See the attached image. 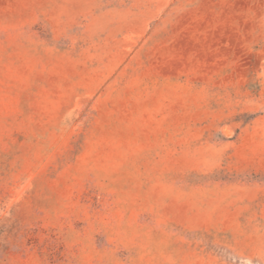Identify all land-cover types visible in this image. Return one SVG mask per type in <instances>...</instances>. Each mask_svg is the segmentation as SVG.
<instances>
[{
  "label": "rangeland",
  "instance_id": "374dc122",
  "mask_svg": "<svg viewBox=\"0 0 264 264\" xmlns=\"http://www.w3.org/2000/svg\"><path fill=\"white\" fill-rule=\"evenodd\" d=\"M0 264H264V0H0Z\"/></svg>",
  "mask_w": 264,
  "mask_h": 264
}]
</instances>
